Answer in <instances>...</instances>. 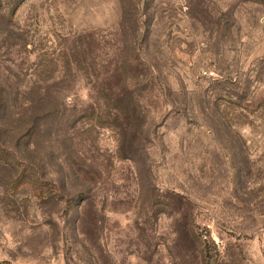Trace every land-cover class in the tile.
<instances>
[{
	"label": "rangeland",
	"instance_id": "1",
	"mask_svg": "<svg viewBox=\"0 0 264 264\" xmlns=\"http://www.w3.org/2000/svg\"><path fill=\"white\" fill-rule=\"evenodd\" d=\"M215 262L264 264V0H0V264Z\"/></svg>",
	"mask_w": 264,
	"mask_h": 264
},
{
	"label": "trees",
	"instance_id": "2",
	"mask_svg": "<svg viewBox=\"0 0 264 264\" xmlns=\"http://www.w3.org/2000/svg\"><path fill=\"white\" fill-rule=\"evenodd\" d=\"M206 257H207V255H204V256H203V260H207L209 263H211V261L208 260ZM215 263H217V262H215ZM217 264H218V263H217Z\"/></svg>",
	"mask_w": 264,
	"mask_h": 264
}]
</instances>
